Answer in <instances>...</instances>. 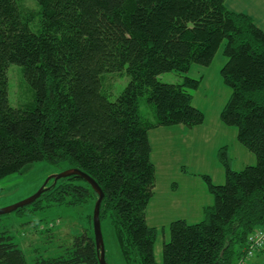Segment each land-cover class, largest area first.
<instances>
[{"label": "trees", "instance_id": "16d2710c", "mask_svg": "<svg viewBox=\"0 0 264 264\" xmlns=\"http://www.w3.org/2000/svg\"><path fill=\"white\" fill-rule=\"evenodd\" d=\"M34 1L38 10L24 0H0V181L39 162L91 176L105 193L101 222L110 221L124 264H246L261 254L264 240L257 245L253 239L264 231V30L254 18L229 9L227 0ZM223 44L221 77L232 94L220 119L237 129L239 143L257 163L234 170L223 146L217 158L225 184L193 174L205 181L214 202L200 222L170 224L159 263V230L147 219L157 182L149 132L205 123L193 104L202 79L186 74L210 66ZM11 65L22 67L34 91L23 107L10 104ZM123 72L129 83L112 101L105 77ZM171 72L184 81H159ZM145 96L154 119L141 114ZM53 182L33 210L92 206L89 226L65 243L61 255L35 264H99L97 193L77 176ZM0 264H29L4 232Z\"/></svg>", "mask_w": 264, "mask_h": 264}, {"label": "rangeland", "instance_id": "374dc122", "mask_svg": "<svg viewBox=\"0 0 264 264\" xmlns=\"http://www.w3.org/2000/svg\"><path fill=\"white\" fill-rule=\"evenodd\" d=\"M24 1L28 7L39 9L36 1ZM224 46H221L210 66H194L186 74L194 79H202L200 88L193 93V104L205 113V123L192 129L179 125L149 132L153 149L151 159L157 169V182L147 216L149 225L159 230L155 246V256L159 263L163 260V246L170 240V224L180 219L194 224L204 218L202 212L194 207L198 208V204L204 203L211 195L205 181L193 174H207L215 184H225V171L217 158V152L223 146L230 149L234 170L240 171L257 163V157L239 143L237 129L225 125L220 119V113L232 94L221 77V69L227 62L223 54ZM8 78L9 100L13 107H23L34 100V91L26 82L21 66L11 65ZM105 78L104 91L115 101L128 85L129 77L123 72L107 74ZM158 79L163 83L181 84L185 78L184 75L171 72L161 74ZM140 111L146 118H155L154 109L146 96L140 99ZM62 171L46 162H39L22 173L0 181V210L30 198L50 176ZM50 184L52 180L46 187H50ZM90 212L92 206L88 209L53 207L36 211L28 206L1 215L0 232L12 236L24 251L28 263L35 264L38 258L61 255L65 243L87 229L89 225L86 216ZM102 229L108 264H124L110 221H103ZM246 264H264V251L249 259Z\"/></svg>", "mask_w": 264, "mask_h": 264}, {"label": "water", "instance_id": "95a60500", "mask_svg": "<svg viewBox=\"0 0 264 264\" xmlns=\"http://www.w3.org/2000/svg\"><path fill=\"white\" fill-rule=\"evenodd\" d=\"M71 176H77L87 181L98 195V200L95 204L94 213H93V229H94L95 243H96L97 251L99 253V264H108L106 258V248H105V241H104V235L102 229V222L100 217L101 206L105 197V193L102 190V188L99 186V184L91 176L80 171L79 169H68L58 174L50 176L36 194L16 205H13L5 209H1L0 216L12 213L14 211L28 207L33 203H35L47 190L50 189L49 187L46 186L50 183L51 180H54L53 186H55L59 180L69 178Z\"/></svg>", "mask_w": 264, "mask_h": 264}, {"label": "crops", "instance_id": "0c3cea01", "mask_svg": "<svg viewBox=\"0 0 264 264\" xmlns=\"http://www.w3.org/2000/svg\"><path fill=\"white\" fill-rule=\"evenodd\" d=\"M226 4L229 9L235 12H243L253 17L256 24L264 30V0H227ZM211 196L204 203L198 204V208L194 207L195 210H200L204 215V208L211 206L214 202L213 199H210Z\"/></svg>", "mask_w": 264, "mask_h": 264}, {"label": "built area", "instance_id": "2783aa9c", "mask_svg": "<svg viewBox=\"0 0 264 264\" xmlns=\"http://www.w3.org/2000/svg\"><path fill=\"white\" fill-rule=\"evenodd\" d=\"M264 240V231L262 232H257L255 235H254V239H253V242L254 244L256 243L257 245H260L261 242ZM251 254V253H250Z\"/></svg>", "mask_w": 264, "mask_h": 264}]
</instances>
